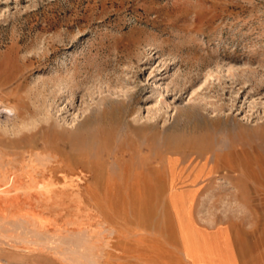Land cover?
<instances>
[{
    "label": "rangeland",
    "instance_id": "rangeland-1",
    "mask_svg": "<svg viewBox=\"0 0 264 264\" xmlns=\"http://www.w3.org/2000/svg\"><path fill=\"white\" fill-rule=\"evenodd\" d=\"M1 67V160L53 115L91 190L0 207V264H264V0H0Z\"/></svg>",
    "mask_w": 264,
    "mask_h": 264
},
{
    "label": "bare ground",
    "instance_id": "bare-ground-1",
    "mask_svg": "<svg viewBox=\"0 0 264 264\" xmlns=\"http://www.w3.org/2000/svg\"><path fill=\"white\" fill-rule=\"evenodd\" d=\"M0 69L3 75H7L6 69L2 67ZM13 78L14 76L9 77L7 75L4 84H8V80ZM262 89L263 87L259 88V91ZM36 112L46 113L48 115L47 113L50 111L40 109L36 110ZM49 116V119L44 121L43 136L41 143L38 145L41 146L42 150L49 151L50 154L45 159L42 158V162L39 164L36 163L37 165L34 166L29 164L26 166L23 163L17 166L12 165L10 161L1 160L0 158V207L16 206L28 208L30 215V221L28 223L38 229L42 226L36 222L37 220H34V214H39L36 211L39 212V210L45 208L73 207L76 204L82 203L86 199V193L91 190L83 176L77 173V165L74 159L75 156L79 158L84 157L89 152L90 144L88 140L82 136L71 135L68 130L57 125L53 115ZM98 137L96 156L100 159L107 160L110 157V152L114 144L112 142V132L108 133L106 129L100 130ZM194 144V140L187 139L184 141L181 150H191ZM71 154L74 155L70 156ZM45 161L47 163H43ZM249 168L250 166H244L245 172L250 173L251 170ZM127 169L129 170L130 167ZM12 170L15 171L12 172ZM41 218L43 219V217ZM52 221L48 227H45V225V228H43L52 230V226L55 225L52 224ZM40 222H42L41 219Z\"/></svg>",
    "mask_w": 264,
    "mask_h": 264
}]
</instances>
